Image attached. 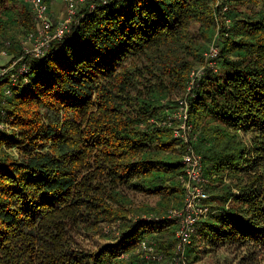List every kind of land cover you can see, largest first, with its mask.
<instances>
[{
	"label": "trees",
	"instance_id": "16d2710c",
	"mask_svg": "<svg viewBox=\"0 0 264 264\" xmlns=\"http://www.w3.org/2000/svg\"><path fill=\"white\" fill-rule=\"evenodd\" d=\"M42 3L53 35L52 0ZM72 6L64 37L35 57V15L0 0V52L13 65L0 77V264H195L200 245L264 264V0ZM184 122L188 144L174 136ZM187 146L219 205H206L180 255L176 220L126 222L182 208ZM116 220L112 241L100 226ZM80 233L109 241L87 250Z\"/></svg>",
	"mask_w": 264,
	"mask_h": 264
},
{
	"label": "built area",
	"instance_id": "2783aa9c",
	"mask_svg": "<svg viewBox=\"0 0 264 264\" xmlns=\"http://www.w3.org/2000/svg\"><path fill=\"white\" fill-rule=\"evenodd\" d=\"M26 3L30 10L36 17L38 25V35L33 37V45L30 53L35 57L42 54L43 47L47 46V43L53 39L61 40L66 33V25L70 19V16L74 13L73 0H65L67 14L66 17L58 19L53 35L50 34L51 22L47 13L46 6L42 3V0H21ZM226 8H223L224 12ZM31 38V37H30ZM218 55V50L215 46L211 45L205 54L207 61H212ZM6 69H0V77L6 74ZM203 72V67L194 69L190 73V83L188 90L200 79ZM186 109L187 106L184 102H180L178 118L186 120ZM181 135L178 132H174V136L180 137L185 144H188V131L189 128L185 126V122L180 126ZM184 165V175L181 178V183L184 188V201L183 206L180 210H172L168 213L167 218L174 219L178 222V229L176 237L178 239V245L176 252L182 255L184 248L189 244L190 238L194 232L195 225L207 215L208 208L206 201L209 196L206 193L205 179L202 176V165L201 159L194 153L190 146L186 147V151L182 156ZM144 250H150L145 244H142ZM183 257L180 256V259ZM179 264H183V261L179 260Z\"/></svg>",
	"mask_w": 264,
	"mask_h": 264
},
{
	"label": "rangeland",
	"instance_id": "374dc122",
	"mask_svg": "<svg viewBox=\"0 0 264 264\" xmlns=\"http://www.w3.org/2000/svg\"><path fill=\"white\" fill-rule=\"evenodd\" d=\"M53 6V7H52ZM52 11L55 13V15L57 16L58 19L64 18L66 17L67 14V7H65V3L64 0H52ZM16 7L14 5L11 6ZM228 24V22H227ZM211 46V45H210ZM32 48V45L28 46L25 43V48ZM0 56H4L0 58V69H6V67H8L6 69V71L11 70L12 66L9 65L10 62V56L6 57L4 55V52L1 51L0 52ZM201 66L196 67V69H199ZM179 114V113H178ZM180 182H181V178H180ZM234 193L235 191L232 190ZM209 199V198H208ZM153 200V198H152ZM138 201V200H137ZM209 207H215L218 206L219 203L218 202H212V200L207 203ZM170 212V210H168L163 216H148V215H141V216H135V217H131L128 216L127 217V222L132 221L134 222L135 220H137L138 218L142 219L143 221H147V220H151V219H158L159 217L163 218L166 217V215L168 216V213ZM122 222L119 220L113 221V222H107V223H102L101 224V231L103 234H110L112 241L115 240L117 238V236L119 235L121 229H122ZM109 241V239H107V237H99V236H85L84 234L80 233V235L76 238V243L80 245V247L87 249V250H95L100 244H103L104 242ZM209 248L206 245H200V253L202 255H200L199 257V261L196 262L195 264H239V259L242 255H244L243 250L241 251H232L231 249H226V248H221L218 250H213L210 251L208 250Z\"/></svg>",
	"mask_w": 264,
	"mask_h": 264
}]
</instances>
